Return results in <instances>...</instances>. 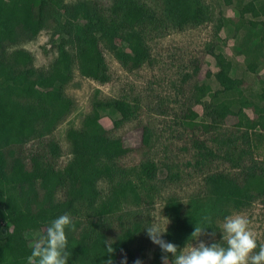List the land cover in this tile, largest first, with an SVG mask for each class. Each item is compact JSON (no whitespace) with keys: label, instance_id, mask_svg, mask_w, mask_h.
Segmentation results:
<instances>
[{"label":"trees","instance_id":"16d2710c","mask_svg":"<svg viewBox=\"0 0 264 264\" xmlns=\"http://www.w3.org/2000/svg\"><path fill=\"white\" fill-rule=\"evenodd\" d=\"M153 1V7L141 0H108L107 5L98 0L64 4L62 11L67 25L62 36L52 39L57 54L49 70L41 72L32 66L33 57L29 51L16 48L7 56L6 50L33 39L41 31L46 20L55 13L51 0H0V220L13 224L22 219L32 231L43 229L37 236L40 240L54 219L66 213L73 218L77 201L83 199L86 206L92 207L100 198L93 214L87 216L93 217L88 229L78 234L67 231L68 248L72 253L69 264H105L108 259H112L113 264H121L125 257L130 264L135 257L129 242L139 232V224L125 227L120 220V233L111 238L102 223L104 218L125 206L152 204V181L157 176V166L151 160L141 161L137 166L121 165L119 159L134 148L115 147L100 119L106 111L117 113L119 117L113 121L116 126L133 118L137 108L121 98L95 99L81 127L67 129L72 156L59 168L56 161L60 147L53 140L46 144L47 150L27 156L24 145L50 133L72 108L73 100L65 94L64 86L73 77L74 65L84 77L100 83L110 79L101 41L116 53L128 49L129 57L120 59V63L127 71H132L150 60L148 32L162 35L170 29L201 25L212 17L204 0ZM242 1L224 0V3L240 4ZM251 1L255 5L253 17L264 19V0ZM228 21L219 19L217 28ZM249 24L240 22L235 30H245L239 41L241 46L259 38L255 48H248L258 53L248 63L249 69L256 71L255 60L262 53L264 33L262 28L256 27L257 21ZM69 46L73 52L68 50ZM248 49L244 51H250ZM209 53L217 67L213 75L218 87L211 91L209 84L197 86L196 102L208 94L215 101L205 105L209 123L203 128H214L220 119L236 116L234 127L243 128L239 137L242 143L250 146V135L260 136L256 131H264V82L251 95L246 94L243 79L232 75V62L224 52L210 49ZM199 69L197 61L193 73L197 74ZM246 109L251 110L252 115H248ZM237 139L233 134L227 136L223 154H216L205 140L193 138V146L200 150L201 158L208 160L220 156L236 171H208L203 177L204 190L190 196L186 203L176 196L166 198L163 210L170 224L164 239L175 243L178 249L192 241L190 237L196 225L204 228L205 233L219 234V220L264 197V166L255 162L247 164L245 156L249 150L240 147ZM148 141L149 129L144 126L141 143L146 145ZM203 159L196 163H203ZM99 180L109 184L108 193L102 198L97 188ZM74 223L77 227L78 222ZM213 242L223 243L215 240L208 244ZM109 245L113 253H107ZM31 246L21 231L8 226L4 233L0 231V264H27ZM155 254L158 258L164 255L159 246Z\"/></svg>","mask_w":264,"mask_h":264},{"label":"rangeland","instance_id":"374dc122","mask_svg":"<svg viewBox=\"0 0 264 264\" xmlns=\"http://www.w3.org/2000/svg\"><path fill=\"white\" fill-rule=\"evenodd\" d=\"M80 0H51L55 8L53 16L46 20L41 31L31 40L20 42L7 48V56L16 48H23L32 54V66L41 72L49 70L57 51L52 45V39L62 36L66 27V16L62 11L64 4H75ZM103 5L108 0H98ZM146 5L153 7V0H141ZM208 4L212 17L198 26H187L182 30L170 29L162 35L149 33L146 39L150 49V60L139 68L127 71L120 63V59H126L130 55L128 49L119 52L110 50L103 41L100 42L103 55L108 67L110 79L105 83L97 82L91 78L79 74L76 65L73 66V77L64 86V92L73 100L70 111L60 120L55 128L43 137L33 138L24 145L25 155L31 152L47 150L46 144L53 140L60 147V156L56 161V167H62L72 156L71 145L66 137L69 127L79 129L84 117L92 111V103L95 99L107 100L113 98L125 99L137 108L136 115L130 120L114 125L113 121L119 117L117 113L106 111L102 113L100 123L112 138L115 147L131 146L134 149L119 159V163L125 167L137 166L141 161L151 160L157 166V176L152 181L153 202L151 205H128L122 210L103 219L102 227L107 229L110 237H116L120 233V220L125 227L134 223L139 224V232L129 242V248L135 257L130 264H135L137 259L143 264H163V261L155 254L158 245L148 237L145 227L151 223V215H159L164 218L163 205L169 196H176L186 202L190 196L201 193L204 190L203 177L208 171L235 172L226 159L210 157L204 160L199 155L200 150L193 146V138L205 140L216 154H223L224 143L229 135L238 136L237 144L247 148L245 156L247 164L264 166V131L259 129L256 134H251L250 146L242 143L239 137L243 128H235L236 116L229 115L218 121L214 128L205 130L203 125L209 123L206 117L205 105L213 103L211 94L202 97L201 101H195L197 86L209 84L211 91L218 86L214 79L217 67L214 57L209 53L210 49L222 50L232 62V75L243 79V89L248 95L258 90L264 82V46L262 53L256 61L257 70L249 69L248 63L253 60L255 50H250L258 43L255 38L241 46L239 41L245 30H235L237 24L250 25V21H257V28H262L260 23L263 17H253L255 5L251 0H243L240 4L224 3V0H204ZM229 19L220 29L217 28L219 19ZM264 36V35H263ZM264 40V37H263ZM250 48V51H244ZM255 48V47H254ZM138 48H134L136 51ZM68 50H73L68 47ZM200 69L197 74L193 68L197 63ZM248 115L252 111L246 109ZM186 121L195 122L187 124ZM149 129V141L146 145L141 143L143 127ZM223 146V147H220ZM203 163H196L202 160ZM120 178V174L118 175ZM5 181V180H4ZM97 188L99 197L108 193L109 184L106 180H99ZM62 193L58 196L61 197ZM100 199V198H99ZM99 199L92 207L86 206L82 199L75 204L76 212L73 220L77 221L74 234L87 230L94 209L98 206ZM243 215L251 221V228L256 233L260 243H264V197L257 198L248 207L233 211L230 215ZM228 215V216H230ZM167 217V216H166ZM225 219L219 220V234L203 233L200 240L206 243L222 240L221 225ZM170 224V223H169ZM8 226H15L27 239L29 246L37 241L40 232L29 229L27 224L18 219L13 224L0 220V231L4 233ZM198 244L192 240L188 244ZM185 247V246H184ZM183 247V248H184ZM182 248V249H183ZM181 249V250H182ZM173 258H169L172 264Z\"/></svg>","mask_w":264,"mask_h":264},{"label":"clouds","instance_id":"9594fccd","mask_svg":"<svg viewBox=\"0 0 264 264\" xmlns=\"http://www.w3.org/2000/svg\"><path fill=\"white\" fill-rule=\"evenodd\" d=\"M163 217L151 215V223L145 227L149 239L164 253L161 257L163 264H169L168 254L173 257L172 264H264V243L258 241L251 228V221L243 215L225 217L221 225L223 243L208 244L200 240L205 229L196 225L190 239L199 243H187L182 250L175 243L164 239L170 220ZM75 229L76 225L67 213L54 219L47 227L45 237L31 246L32 251L26 258L27 264H69L72 253L68 248L67 231ZM113 252L109 245L107 253ZM105 264H113L112 259L106 260ZM121 264H127L126 257ZM135 264H143V261L137 259Z\"/></svg>","mask_w":264,"mask_h":264}]
</instances>
